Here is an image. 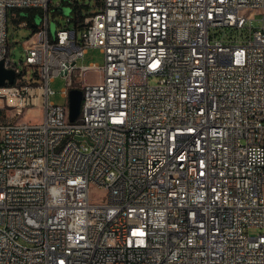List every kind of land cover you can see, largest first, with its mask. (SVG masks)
Wrapping results in <instances>:
<instances>
[{
    "label": "built area",
    "instance_id": "built-area-1",
    "mask_svg": "<svg viewBox=\"0 0 264 264\" xmlns=\"http://www.w3.org/2000/svg\"><path fill=\"white\" fill-rule=\"evenodd\" d=\"M52 1L0 0V264H264V0ZM16 10L41 17L19 62Z\"/></svg>",
    "mask_w": 264,
    "mask_h": 264
},
{
    "label": "rangeland",
    "instance_id": "rangeland-1",
    "mask_svg": "<svg viewBox=\"0 0 264 264\" xmlns=\"http://www.w3.org/2000/svg\"><path fill=\"white\" fill-rule=\"evenodd\" d=\"M77 3V6H81V10L85 13L87 11H96L98 9L96 4V0H72ZM59 2V0H53L52 6L55 7L56 4ZM62 8V7H61ZM59 8V10L51 11L50 12V18H51V30L54 32L56 28L58 27V21L61 24L66 23L65 16L69 13V8L67 6H64L62 9ZM77 11V10H76ZM24 13H20L19 10H16L12 16L8 19V43L11 47V51L13 53V57L16 61H20L23 59V52H22V46L21 42L28 37L31 34V27L24 26V27H18V23L21 20H27L26 17L23 15ZM23 15V16H22ZM26 15V14H25ZM262 18L263 15L261 12H255L253 15V19L250 21V25L256 29L261 27L262 25ZM34 22L36 25H38L41 22V17L37 15L34 17ZM103 54L100 52L98 48H90L87 53L84 55L83 58H80L78 60L79 64L82 65H89L90 63L97 62L99 64L103 63ZM32 75L31 68L27 69V74L25 75V78L30 81ZM33 79V78H32ZM38 82L37 80L33 79V82ZM156 80L151 79L150 82L154 83ZM51 88L54 90V94L51 95V100L55 103L61 104L66 103L67 100L65 97L62 96V89L65 86V79L62 76H57L53 82L50 84ZM11 108L7 105L6 101L0 97V121H4L10 118L11 114ZM39 112L34 108L32 111L28 113H24L20 120L23 121L25 119H29L32 122L39 119ZM91 196L95 201H100L101 197L104 196V191L101 189H98L94 186L91 187ZM249 233L251 235H256L260 233V229L256 227H252L249 230Z\"/></svg>",
    "mask_w": 264,
    "mask_h": 264
},
{
    "label": "water",
    "instance_id": "water-1",
    "mask_svg": "<svg viewBox=\"0 0 264 264\" xmlns=\"http://www.w3.org/2000/svg\"><path fill=\"white\" fill-rule=\"evenodd\" d=\"M14 80H15L14 70L6 69L3 65V62L0 61V86H5L6 84H13ZM81 102H82V90L79 88L70 89L69 91V119L71 121H74L79 116Z\"/></svg>",
    "mask_w": 264,
    "mask_h": 264
},
{
    "label": "bare ground",
    "instance_id": "bare-ground-1",
    "mask_svg": "<svg viewBox=\"0 0 264 264\" xmlns=\"http://www.w3.org/2000/svg\"><path fill=\"white\" fill-rule=\"evenodd\" d=\"M83 107H90V100H83ZM188 168L180 167L175 169V176H187Z\"/></svg>",
    "mask_w": 264,
    "mask_h": 264
},
{
    "label": "trees",
    "instance_id": "trees-1",
    "mask_svg": "<svg viewBox=\"0 0 264 264\" xmlns=\"http://www.w3.org/2000/svg\"><path fill=\"white\" fill-rule=\"evenodd\" d=\"M76 7H77V12H79L80 11L79 6L76 5ZM19 12L20 13H24L23 15H24V17L27 18L28 26H30V27H34L35 26V24L33 23V20H32L33 17H34L33 15H35L34 11H24V12L23 11H19Z\"/></svg>",
    "mask_w": 264,
    "mask_h": 264
}]
</instances>
